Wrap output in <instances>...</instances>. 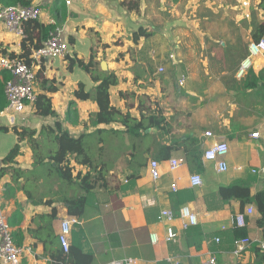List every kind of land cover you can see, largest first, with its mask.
I'll return each instance as SVG.
<instances>
[{
    "label": "crops",
    "instance_id": "1",
    "mask_svg": "<svg viewBox=\"0 0 264 264\" xmlns=\"http://www.w3.org/2000/svg\"><path fill=\"white\" fill-rule=\"evenodd\" d=\"M24 1L41 7V24L64 28L69 58L86 64L92 60L97 75L117 76L119 84L111 88L113 105L133 114H138L136 107L140 104L141 110L151 112L158 106L170 127L168 135L152 129L149 138L138 143V151H126L112 161V172L93 162L96 171L97 167L102 170V179L90 193L83 190L76 176L90 171L94 179L97 172L75 165L76 194L68 186L62 189L49 163L40 165L44 172H37L34 151L27 142H19L15 132V128L21 132L22 125L11 126L0 114V209L8 218L15 244L34 251V256L23 258L21 264H60L53 258L61 249L60 224L74 217L69 214L68 201L82 196L87 198L86 211L79 218L81 224L73 227L70 248L92 255L93 264L128 258L138 264H207L211 255L219 264H237L229 231L239 203L223 204L217 193L236 180L251 181L252 195L264 190V177L256 178L250 172L264 165V78L258 88H245L250 71L256 76L264 72V55L254 56L248 73L238 75L255 42V29L264 23L263 0H140L138 12L130 10L129 5L137 0H83L70 8L63 0ZM141 28L149 37L136 41L134 35ZM29 33L37 32L28 28L26 36ZM23 43L24 39L0 26V57L23 55ZM155 57L157 70L151 68L154 63L149 59ZM67 58L31 62L36 71V94L51 99L56 117H38L34 107H28L21 122L24 119L23 126L35 132L34 139L43 150L57 147L53 130L56 121L75 137L97 132V146L103 148L99 131L121 128L116 124L91 125L90 118L98 112V106L92 100H78L75 92L80 84L85 85V91H94L95 83L89 73ZM160 68L165 69L163 74L158 73ZM180 76L185 79L184 85H179ZM9 78L10 74L0 69V90ZM49 87L56 90L49 92ZM207 132L212 133V139L205 137ZM256 133L260 137L252 138ZM191 137L204 150L215 141H225L230 147L228 172L220 174L214 163L205 162L200 189L189 185L190 175L197 172L187 165L182 150H175L167 160L159 158L161 146L180 147ZM125 139L130 147V139ZM51 144L54 146H47ZM17 146L19 155L5 163ZM171 158L184 162L175 172L169 168ZM151 160L161 167V178L156 182L147 170L135 173L129 167L134 162L146 167ZM50 178L52 187L41 188ZM175 181L177 192L171 189ZM184 206L199 218V225L187 231L179 218ZM249 206L255 213L248 218V236L258 241L264 233L256 224V208ZM164 209L174 212L173 222L158 220ZM169 229L177 234L171 241L167 239ZM217 237L219 244L215 243ZM252 260L249 251L243 262Z\"/></svg>",
    "mask_w": 264,
    "mask_h": 264
},
{
    "label": "trees",
    "instance_id": "2",
    "mask_svg": "<svg viewBox=\"0 0 264 264\" xmlns=\"http://www.w3.org/2000/svg\"><path fill=\"white\" fill-rule=\"evenodd\" d=\"M0 2L4 6H30V2H26L24 0H0ZM129 5L131 6L130 10H136L138 12L140 0H137L134 3H130ZM262 5L264 9V0L262 2ZM28 28L36 30L37 33H29V37L26 36V38L24 39L25 43H23V48L25 49V53L21 56L12 55L10 57H18L20 59H23L28 65H33L31 63L33 62L31 56H33V54L42 47L43 43L49 38L50 33L56 28V25L46 26L41 24L39 21H31L25 25V32L26 30L28 32ZM142 37H149V34L146 33L145 29L141 28L137 33H135L134 39L138 41ZM262 39H264V23L256 27L254 34L255 42H259ZM71 43H73V41H71ZM67 59L71 61V64L77 65L84 71L89 73L92 81L95 83L94 91L87 92L85 91V85L80 84L79 90L75 92V96L78 100H92L98 106V112H96L90 118V123L92 126H112L115 124L120 126V130L112 132L114 134H124L126 136H131L132 138H134L131 140L132 142L134 141L132 152L138 151L137 143L143 141L146 138H149V132L152 129H156L160 133H163V135L169 134L168 129L170 125L166 121V118L163 116L162 110L159 109L158 106H156L153 112H151L141 110L142 105L140 104L136 107L138 114H133L129 110L122 111L121 109H118L115 105H113L111 99V88L119 84V80L117 79V76L115 74L97 75V73L93 70L94 63L92 60L88 64H86L84 61L79 60L76 57L72 59L68 57ZM248 75L250 76L246 79L245 88L252 90L258 88L259 83L264 78V72L262 71L261 73H259V76H256L252 71H250ZM8 80H10V78L6 79L5 83ZM55 90L56 88L54 87L48 88L49 92H53ZM6 106L7 100L5 97L4 84V87L0 90V113L5 110ZM33 107L36 110V115L38 117H56L51 99L44 94L37 95V100ZM70 114L71 112L69 113V115ZM15 129L19 142H27V144H29V146L34 151L35 165L46 166L49 163L53 169V172L57 173L59 179H63L64 181L73 183L75 178V165L78 164L97 172V177L94 179L90 175V171H88L84 175L80 174L76 176V179L79 178V180L81 181L83 190H85L87 193L91 192V189L93 188V185L96 183V181L102 179V170L97 167L96 171V168L94 167L93 162L87 153L85 144L86 138L93 134H82L79 137H75L63 127L61 122L56 121L53 130L55 132L57 147L54 150L50 148L47 151L41 149V144H39L38 141L34 139V131L28 130L23 125L19 127V130H22L21 132H18L17 128ZM100 134H102L101 131H99L98 135ZM34 143L37 145H34ZM177 145L175 144V146H161L159 149L160 160L169 159L171 157V154L175 150L180 149L185 153V159L190 169L196 171L197 173L203 172L205 169V162L203 161L204 150L199 141L191 137L182 142L180 147H178ZM18 155L19 146H17L9 155V157H7L5 163H10L11 161H13V158L17 157ZM129 167L134 168L135 173H138V168L142 166L134 162L130 163ZM253 176L257 178L256 175ZM251 188V181L236 180L229 186L220 187L217 195L219 196L223 204H229L231 202L239 203V212H244L247 206L253 205L259 215L256 222L257 227L264 233V190L258 191L256 194L252 195ZM86 205L87 198L84 196L69 200V214L76 218L78 217V219L81 218L86 211ZM229 235V240L234 243L236 239L248 237L249 234L247 227L239 228L236 225H233L231 231H229ZM249 250L252 252L253 260L251 262L244 263L242 258L238 260L237 264H264V251H262L256 243L253 244ZM53 258L60 264H93V256L83 252L78 248H70L68 253H65L62 249H58L57 255Z\"/></svg>",
    "mask_w": 264,
    "mask_h": 264
},
{
    "label": "built area",
    "instance_id": "3",
    "mask_svg": "<svg viewBox=\"0 0 264 264\" xmlns=\"http://www.w3.org/2000/svg\"><path fill=\"white\" fill-rule=\"evenodd\" d=\"M66 7L70 8L75 4L82 3L83 0H63ZM42 16V9L39 5L33 4L30 6H4L0 2V26L10 34L20 38H26L25 25L31 21H39ZM250 55L244 61L238 71V75L243 77L248 73L252 67V58L254 56L264 55V39L259 42L251 43L249 47ZM70 54L68 40L65 35L63 27L56 26L50 33L49 38L43 43L42 47L36 51L32 59L36 63H41L44 59H65ZM248 62V64H247ZM0 69L6 70L10 74V80L5 83V97L7 106L5 110L0 113L7 117L8 123L11 126H18L21 122V116L27 112L28 107H33L36 100V71L34 65H28L23 59L18 57H0ZM164 68L158 69V73L163 74ZM185 79L179 82V85H184ZM24 120V119H23ZM206 138H213L211 132L205 133ZM252 138H259V134H252ZM204 150V149H203ZM230 147L225 141H215L206 147L203 151V161L214 163L218 173L224 174L229 170L227 163V156ZM169 168L171 172L179 170L184 162L178 158H171L169 160ZM147 170L153 181H158L161 178L160 163L156 160L148 162L146 167L138 168V172ZM239 170H243L242 167ZM253 175L257 177H264V165L259 168L250 170ZM127 183V182H126ZM189 185L192 189H200L204 185L203 176L200 173H194L189 177ZM173 192L178 191L177 182L171 185ZM255 213L252 206L246 207L244 212H238L232 218V226L236 225L239 228H246L248 226V218ZM176 216L173 211L164 209L158 216L159 221L173 222ZM179 218L182 222V229L189 230L192 227L199 225L198 214L190 207L184 206L179 211ZM81 221L76 217H69L61 221L60 230L58 233V241L61 249L68 253L71 247L72 230L75 225H80ZM226 230V228H223ZM177 237L173 229L168 230V241ZM154 243L157 242L153 238ZM220 238H215V243L219 244ZM264 251V236L258 241L252 240L249 236L245 238L236 239L233 243L232 255L237 259H242L250 251L253 244ZM34 251L31 247L18 246L14 242L12 228L9 224L7 216L0 209V263L2 264H21L25 257H33ZM112 264H138V261L132 258L125 259L122 262H114ZM207 264H219L217 257L211 255Z\"/></svg>",
    "mask_w": 264,
    "mask_h": 264
},
{
    "label": "rangeland",
    "instance_id": "4",
    "mask_svg": "<svg viewBox=\"0 0 264 264\" xmlns=\"http://www.w3.org/2000/svg\"><path fill=\"white\" fill-rule=\"evenodd\" d=\"M151 58L149 59L154 63L153 66H151V68L153 70L154 69L157 70V67H156V65L158 64L157 59L156 57L154 60H152ZM180 81H182V76L179 77V82ZM98 138L104 141V147L99 148L97 146V132H96L93 135L88 136L85 140L87 153L90 156V159L92 160V162L96 163V166L99 164V163L97 164V162H100L101 165H105L106 166L105 168L107 169L106 171L107 173L112 172L115 168L114 164L112 163L113 160H116L119 157H121L126 151L131 152L133 150L134 141L132 142L131 140L134 138H132L131 136H127V138H129L131 141L130 147H127L128 144H127V140L125 139L126 135L124 134H114L113 132H104L101 135H98ZM47 146L53 147L54 145L51 144ZM44 171L45 169L42 166H37V172L39 174H41ZM55 174L57 175L56 172ZM27 178H29V175H27ZM59 181L61 182L62 189H65L64 187L68 186L70 187L71 191H74L76 194L79 192V187L77 184L68 183L67 181H64L63 179H60ZM51 187H52L51 178L47 180L41 186V188H43L44 190H47Z\"/></svg>",
    "mask_w": 264,
    "mask_h": 264
}]
</instances>
